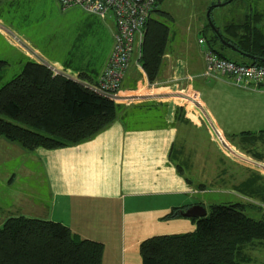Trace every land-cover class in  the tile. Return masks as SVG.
<instances>
[{"label":"crops","instance_id":"crops-1","mask_svg":"<svg viewBox=\"0 0 264 264\" xmlns=\"http://www.w3.org/2000/svg\"><path fill=\"white\" fill-rule=\"evenodd\" d=\"M66 13L81 25L82 37L71 51L57 58L42 48L48 45L34 41V32L33 46L64 65L66 77L93 85L112 50L115 22L109 26L108 19L77 8ZM101 25L104 49L93 62L80 38ZM203 29L199 39L205 37ZM0 38L1 59L14 63L19 74L31 59L1 31ZM199 39L196 49L172 46L170 31L157 79L150 83L145 72L134 70L124 81V90L131 92L150 84L163 88L156 94L146 89L148 94L133 102H116L115 122L88 141L30 151L0 137V227L14 217L61 223L79 238L101 243L102 264H143L144 240L195 231L189 218L163 219L175 208L242 203L251 217H264V174L229 153L232 149L264 162V102L237 111L216 103L214 88L228 78L203 76L208 45ZM238 87L264 97L263 88ZM183 89L197 94L198 102L184 104ZM259 246L264 242L250 246L246 255Z\"/></svg>","mask_w":264,"mask_h":264},{"label":"trees","instance_id":"trees-1","mask_svg":"<svg viewBox=\"0 0 264 264\" xmlns=\"http://www.w3.org/2000/svg\"><path fill=\"white\" fill-rule=\"evenodd\" d=\"M163 1L155 0L142 44V67L150 83L159 75L170 36V27L154 16L171 18L159 8ZM243 27L242 35L230 30V37L220 34L252 57L236 54L244 59L241 63L264 64L258 61L264 60V33L249 24ZM204 39L209 49L231 59L211 46L210 42H216L229 49L214 32ZM7 66L0 58V71ZM119 107L84 83L29 60L18 75L0 86V137L30 151L77 145L111 126ZM180 211L175 208L163 219L181 217ZM246 212L242 203L213 205L205 217L191 219L195 231L144 240L140 245L143 264H243L246 250L264 242V217L255 219ZM103 251L101 243L81 239L53 221L14 217L0 227V264H102Z\"/></svg>","mask_w":264,"mask_h":264},{"label":"rangeland","instance_id":"rangeland-1","mask_svg":"<svg viewBox=\"0 0 264 264\" xmlns=\"http://www.w3.org/2000/svg\"><path fill=\"white\" fill-rule=\"evenodd\" d=\"M227 1L164 0L159 5V8L169 12L172 17L161 16L159 19L170 27L172 38L170 45H183V47L188 46L190 49H196L198 39L202 34V26L204 27L203 33L210 39L212 31L207 27L209 24L207 18L209 8L218 2L225 3ZM66 12L59 4L56 6L54 0H0V29L5 33L8 29L14 31L18 36L29 41L31 47H34V32V41H39L41 46L48 45V48H45V46L42 48L61 59L71 51L72 44L76 43L78 35L82 37L80 35L81 25L76 22L74 17L66 16ZM256 13L262 14L263 17H258ZM210 18L216 28H219L222 34L229 37L230 34L227 33V30L242 35L244 34L243 25L247 26L248 24L259 28L264 33V0H233L226 5L215 7L210 12ZM106 23L109 26H114L112 17H108ZM103 32L104 27L102 25L90 27L85 33L84 38H80L83 41L80 40L83 44L81 46L83 47L82 49L89 52L93 58V62L97 61L102 55L104 44L99 34H103ZM181 41H184L185 45ZM210 44L226 57L237 60L239 63L244 60L239 58L230 49L220 48L216 42H210ZM16 47L18 46L16 45ZM2 48L3 46L0 41V58H2ZM42 56L50 65L55 64V68L59 70L64 68V65L61 63L56 64L55 61L50 60L44 55ZM16 67L14 63L8 64L7 67L0 71V86L10 81L15 75H18ZM134 70L132 69L130 73L132 74ZM135 78L137 79L136 81H139L141 75ZM214 90L215 92L212 94L216 103H222L223 107H230L236 111L238 107L249 109L253 108L259 101L264 102L263 96H257L258 92L249 93L236 86L235 82L230 79H224V82L217 83ZM136 91L139 90L137 89ZM207 210L209 213L210 208H207ZM246 256L250 262L243 264H264V246L257 247Z\"/></svg>","mask_w":264,"mask_h":264},{"label":"built area","instance_id":"built-area-1","mask_svg":"<svg viewBox=\"0 0 264 264\" xmlns=\"http://www.w3.org/2000/svg\"><path fill=\"white\" fill-rule=\"evenodd\" d=\"M63 10L77 8L88 16H95L100 20L112 17L116 32L113 35V46L108 60L98 79L93 85H87L93 91L108 97L115 102H133L149 93L156 94L163 87L148 85L144 89L130 92L124 90V81L132 69L144 72L142 67V44L146 24L153 12L155 0H57ZM4 33L9 42L17 45L27 56L48 67L55 74L63 75L62 70L43 58L31 44L18 36L14 31ZM201 45L206 44L204 38L199 39ZM205 69L203 76L212 79L228 78L237 86L244 88L264 89V64L246 65L231 59L223 58L213 50L207 48L204 52ZM181 100L184 104L198 102V95L190 89H183ZM231 156L248 167L264 174V162L250 156L240 154L232 149Z\"/></svg>","mask_w":264,"mask_h":264},{"label":"water","instance_id":"water-1","mask_svg":"<svg viewBox=\"0 0 264 264\" xmlns=\"http://www.w3.org/2000/svg\"><path fill=\"white\" fill-rule=\"evenodd\" d=\"M233 0H228L227 2L225 3H222V2H218L216 3L215 5H212L210 8H209V12L207 14V18H208V21H209V25H210V28L212 30V32H214V34L219 38L220 42L225 45L226 47H228L229 49H231L232 51H234L236 54H239L241 56H245L247 58H252L250 55L244 53L243 51H241L240 49H238L237 47H235L233 44L227 42L223 37L222 35L220 34V30L219 28H216V26L214 25V23L212 22L211 18H210V12L215 8V7H220V6H223V5H226L230 2H232ZM259 62H263L264 63V60L262 59H258ZM180 214L182 217H185V218H189V219H192V218H203L207 215V210L204 206L202 205H194V206H191L189 207L187 210H183V211H180Z\"/></svg>","mask_w":264,"mask_h":264}]
</instances>
